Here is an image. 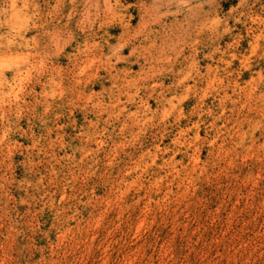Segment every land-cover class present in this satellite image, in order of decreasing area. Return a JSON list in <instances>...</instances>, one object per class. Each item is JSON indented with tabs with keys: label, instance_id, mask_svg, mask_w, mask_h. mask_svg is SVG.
<instances>
[{
	"label": "rangeland",
	"instance_id": "rangeland-1",
	"mask_svg": "<svg viewBox=\"0 0 264 264\" xmlns=\"http://www.w3.org/2000/svg\"><path fill=\"white\" fill-rule=\"evenodd\" d=\"M0 264H264V0H0Z\"/></svg>",
	"mask_w": 264,
	"mask_h": 264
}]
</instances>
